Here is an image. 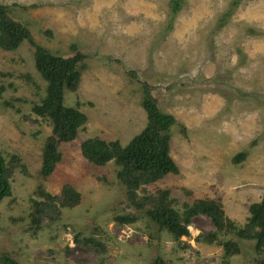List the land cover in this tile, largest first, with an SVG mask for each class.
I'll return each mask as SVG.
<instances>
[{"label": "rangeland", "instance_id": "obj_1", "mask_svg": "<svg viewBox=\"0 0 264 264\" xmlns=\"http://www.w3.org/2000/svg\"><path fill=\"white\" fill-rule=\"evenodd\" d=\"M175 1L180 6L172 13ZM236 1L0 0L40 45L64 57L78 50L87 63L77 89L64 92L65 105H79L86 115L85 125L61 144L62 159L44 179L42 146L51 127L31 107L46 82L27 41L14 50L0 48V151L6 158L19 155L27 168V174L15 169L11 196L0 202V252L22 264H255L254 240L219 233L218 241L232 239L240 247L228 259L216 241L205 242L215 229L202 214L178 241L146 217L117 222L115 217L134 213L117 165L96 166L80 152L87 138L124 146L145 127L146 85L159 109L186 132L179 124L171 128L178 173L144 189H169L180 212L193 199L219 198L225 215L243 226L249 205L264 195V0ZM241 152L245 157L235 162ZM64 183L78 190V205L28 229L36 188L58 195ZM88 236L100 239L103 249L85 247Z\"/></svg>", "mask_w": 264, "mask_h": 264}, {"label": "trees", "instance_id": "obj_2", "mask_svg": "<svg viewBox=\"0 0 264 264\" xmlns=\"http://www.w3.org/2000/svg\"><path fill=\"white\" fill-rule=\"evenodd\" d=\"M31 6L36 7L37 4ZM179 6L180 3L175 1L172 13H177ZM21 7L25 9L28 6ZM228 14L229 12H226L223 18ZM24 41L33 47L34 65L46 82L43 96L32 105L31 110L36 116L46 120L51 127L50 135L45 138L42 146V162L39 169L40 176L47 179L62 159L61 144L73 141L85 125L86 115L79 110V105H65L64 92L77 89L87 63L85 54L73 47L74 54L64 57L40 45L26 25L11 17L9 6L0 3V48L14 50ZM131 73L134 74L133 71ZM24 77L31 84H35L28 75ZM5 105L13 106L8 102ZM141 106L147 114V123L124 146L118 140L105 141L97 137L87 138L80 143L81 155L88 162L103 166L113 161L118 167V181L125 187L129 206L134 209V213L121 214L115 217V220L119 223H133L140 217H146L160 231H167L178 241L181 236L189 235L188 225L192 218L202 214L210 219L215 229L204 236L203 240L207 243L216 241L221 245L225 259L238 254L240 247L235 240L218 241L217 236L222 232H232L239 238L254 240V249L258 256L254 262L264 264V257L261 256L264 252V195L259 202L249 205L247 222L239 226L225 215L219 198L193 199L191 203H184L183 211L180 212L175 208L177 200L170 197L169 189H157L152 193L144 189V186L162 179L169 173H178V167L170 156V133L171 128L179 123L172 114L159 109L146 85H143ZM179 125L181 132L185 134V127ZM8 156L6 158L0 151V202L11 196V181L15 169L19 168L20 172L27 174L26 165L21 162L19 155L12 153ZM244 157L245 153H238L234 161H240ZM138 189L143 194L138 195ZM35 194L36 197L29 200V221L26 224L28 229L35 231L41 227L45 218L52 221L58 216L61 208H72L80 202L78 190L70 183H64L58 195L45 191L41 185L36 188ZM186 194L192 196L190 192ZM74 239L78 241L80 238L75 235ZM82 243L85 247L91 245L103 249L101 240L93 236L83 237ZM0 264L22 263L8 252H0ZM153 264H162V260Z\"/></svg>", "mask_w": 264, "mask_h": 264}]
</instances>
